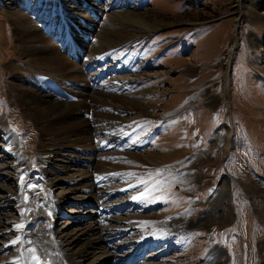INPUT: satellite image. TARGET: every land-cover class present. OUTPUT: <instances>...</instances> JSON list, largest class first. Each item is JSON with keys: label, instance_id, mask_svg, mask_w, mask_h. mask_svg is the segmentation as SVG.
Here are the masks:
<instances>
[{"label": "rangeland", "instance_id": "1", "mask_svg": "<svg viewBox=\"0 0 264 264\" xmlns=\"http://www.w3.org/2000/svg\"><path fill=\"white\" fill-rule=\"evenodd\" d=\"M71 1L0 0V121L30 162L16 165L18 172L0 169V187L23 190L19 212L27 205L33 221L38 212L46 215L44 193L62 192L42 178L33 181L40 175L39 149L51 136L29 114L26 104L32 101L25 103L21 92L56 99L57 89L46 91L31 71L46 65L41 59L47 58L33 36L58 50L57 42L64 41L72 52L70 63L84 54L88 59L76 64H90L81 73L86 85L68 86L62 102L79 103L75 94L89 98L77 116L91 132L83 143L86 153L101 154L92 190L114 194L99 227L118 255L150 243L134 264H264V194L257 186L264 183V0H84L92 2L94 13L80 9L82 0ZM139 16L155 30L134 24L131 18ZM37 45L39 59H34ZM15 63L23 69L13 70ZM100 75L95 90L107 100L98 97L94 103ZM137 94L143 109L125 103ZM78 112L73 109L71 119ZM1 131L0 146L5 145ZM140 155L138 162L134 157ZM165 178L173 182L164 183ZM112 182L115 191L107 187ZM32 189L36 193L30 197ZM141 193L142 199H133ZM0 200L5 201L2 195ZM60 210L70 223L69 237L82 224L91 225L92 217L79 216L73 205ZM55 223L59 227L63 220Z\"/></svg>", "mask_w": 264, "mask_h": 264}, {"label": "bare ground", "instance_id": "2", "mask_svg": "<svg viewBox=\"0 0 264 264\" xmlns=\"http://www.w3.org/2000/svg\"><path fill=\"white\" fill-rule=\"evenodd\" d=\"M131 19L134 24L139 25L144 29L155 30L153 27L155 25L147 21L145 18H141V16ZM24 20L25 18L21 16V19L19 21L22 22ZM127 20L130 21V18H127ZM29 25L30 23L26 24L25 27L30 28L31 25ZM123 28L124 27H122V29ZM33 37L35 39V42L36 40L38 42H42V46H44V48L40 50L41 52L44 50L43 52L46 53L47 57L44 58L41 53V62H45L46 65L43 64L44 66L37 67H34V65L33 68H31V71L34 72L33 76L38 80V82H40V84H42L46 91H50L52 94V92L57 89V91L59 92H55L54 94L56 96V101L47 100L46 98L33 94L29 91L21 92L22 99L25 103L27 102L25 100L32 101L31 103L28 101L26 104V108L29 114L39 122H41L47 136H51L50 139H46V141L41 144L38 158V173L40 175L34 177L33 181H38V178H42L43 183L45 180V184H47L49 188L54 185L61 186L62 192H59L57 195L52 193H44L47 197V200L44 202V208H46L47 210L43 209L45 210L46 215L43 214L42 211L38 212L37 219L33 221L30 211L26 209L27 205H25V210L23 212H19L21 211V207L24 206H21V204H23L22 201L24 198L23 190L20 187L17 189L9 187L7 188L3 186L0 187V189L2 190L0 191V194L2 195V198L5 199V201L0 200V252L3 253L6 251L7 254L0 256V264H13L14 261H16L17 264H36V262L31 259L33 254L26 251V249H30L33 247L37 249L36 255L40 256L41 260L45 261L46 264H81L82 261H88L86 264H107L112 260H114L115 263L118 264L117 259L123 260L124 264H134L137 259L141 258V256L149 246H141L138 247L137 250H133V248L128 247V252H126L125 250L122 255H118L119 251L118 249L114 250L115 244L113 245L112 238L108 236L103 237L104 235H102V230L99 227L102 226L99 224V221H103L105 218L104 212L112 205H107L108 202H110L108 201V199H111L114 194L111 192L109 194L101 195L102 193L97 194L98 192L94 193L92 190L93 186L91 183V176H93L94 171L99 170V167L102 166V161H100L101 154L99 150H95L93 154L88 155V153H86L87 150L83 148V143L89 141V139L91 138V132L89 131V129H83L84 127H86V125L82 126L85 121L80 116L84 113V109L86 110V103L88 102L89 98H86L81 94H75V96L78 98L79 103L70 104L62 102L64 101V94L69 90L68 86H73L72 88L75 87L79 88L80 90L83 88V86L86 85V82H84L81 78V73L84 70V67H90V64L78 66L76 62L79 64L82 63L84 59L88 58H86L84 54H81L80 56L74 58L75 64H73L72 62L70 63L69 56H72V52L65 48L66 44L64 43V41H62L61 43H57L58 45H60V47L62 46V49L65 48L64 50L66 54H64L65 52L63 53V50L61 48L59 49V51L55 44L51 42L48 43L49 40L47 41L45 40V38H41L38 35H35ZM111 41H113V39ZM55 47L56 50H53ZM34 49V54L30 56L34 59H39L36 58V54L40 53L38 45ZM52 51L54 53H51ZM35 64L40 65L41 63ZM22 66L23 64L21 63L11 64V68L17 71L23 69ZM42 73L46 75H41ZM106 73L107 72H101V75H106ZM51 75L57 77L56 79H58L59 81L56 80L57 82L55 83L49 81ZM101 75V79L99 78L100 80L94 84L95 88L93 90L97 89L96 84L102 80ZM94 77H98V74H94L93 79ZM89 79H92V77L89 76ZM44 82H48V84H44ZM103 84H105V81L103 82ZM52 88H54L55 90L53 91ZM96 91L97 90L94 91V94L91 97L92 102L98 103V97H100L103 101L107 100L105 98V95H103L102 93H98L99 91ZM73 92L75 93L76 91ZM139 101H141V99L139 97V94H137L132 99H126L125 103L126 105H129L131 107L135 106L136 108L143 109L144 106ZM68 105L73 106L69 108L63 107ZM73 109L75 112L83 110L82 112L74 113L76 115L75 119L77 120L71 119L70 117ZM79 114L80 116H77ZM103 119L105 120V122L113 121V117H103ZM122 120L123 118H121V121ZM0 129L5 132L4 133L1 131L3 134H5V145L0 146V169L9 168L14 172H18L19 169L14 167L21 163L23 164L26 158L22 156L18 149L17 138L14 136V134L7 130V127L4 126L1 121ZM74 141H78L80 146L77 145V143H75ZM80 141L82 142L80 143ZM134 159L138 162L143 161L142 155L136 156L134 157ZM27 164L30 166L29 161H27L24 166H27ZM188 164L189 162L187 163V165ZM189 165H192V163H190ZM111 184H113V182L110 183L107 187L112 188V191H115L116 188L113 189V187H115L116 184ZM257 186L260 187V192L264 194V183L259 180L257 182ZM64 187H67L68 189L66 190V192H64ZM35 193L36 189H32V191L29 192L30 197L34 196ZM63 204L65 205V207H67V205H73L75 206V208H79L78 211H81L79 213V216L84 217L85 215H87L85 219L92 217L91 225L87 224L83 226L84 224H82V227L80 225H75V227L80 226L78 228L79 233L69 237L68 233L70 232H68V230L71 226L70 223L64 222V216H62L63 212H61L60 210V207ZM124 205H120V207L122 208L124 207ZM84 208L90 209L84 211ZM121 208L119 210H121ZM107 210L109 211L111 209L109 208ZM138 210L141 211L140 209ZM91 213L95 215L91 216ZM262 213H264V209ZM50 217L51 220H49ZM56 219L63 220V223L60 224L59 227L58 224L55 223ZM75 220L78 221L80 219L76 218ZM17 224H26L23 228L24 230L17 229L15 227V225ZM93 224L97 225L98 227L93 226ZM71 233L73 234L74 232H72L71 230ZM16 237H20L23 243L11 245L10 242ZM29 240L33 241L34 243H27V241ZM122 245L126 247L128 244L126 245L123 243ZM262 248L264 249V241L262 242ZM97 250H100V253H97Z\"/></svg>", "mask_w": 264, "mask_h": 264}, {"label": "snow or ice", "instance_id": "3", "mask_svg": "<svg viewBox=\"0 0 264 264\" xmlns=\"http://www.w3.org/2000/svg\"><path fill=\"white\" fill-rule=\"evenodd\" d=\"M21 180H23V177H21ZM142 183H143V181H142ZM28 187H29V188H32V187H35V186L32 185V184H29ZM144 195H145V193H141L140 196H134L133 199H134V200L142 199V198L144 197ZM25 199H27V197H25ZM15 227H16L17 229H23V228H24V225H23V224H17V225H15ZM18 243H23V241H21V238H20V237H16L14 240H12V241L10 242L11 245H16V244H18ZM27 243H29V244H33L34 242L31 241V240H29V241H27ZM26 251H28V252H30V253L33 254L32 257H31V259H32L33 261H35L36 264H46L45 261L41 260L40 256L36 255V253H37V249H36L35 247L30 248V249H26ZM13 264H17V262L14 261Z\"/></svg>", "mask_w": 264, "mask_h": 264}, {"label": "crops", "instance_id": "4", "mask_svg": "<svg viewBox=\"0 0 264 264\" xmlns=\"http://www.w3.org/2000/svg\"><path fill=\"white\" fill-rule=\"evenodd\" d=\"M164 131H167V129H165L164 128ZM177 174H178V172H177ZM177 177L179 178L180 176L179 175H177ZM169 178H165L164 179V183H171V182H173V181H170V180H168ZM168 181V182H167Z\"/></svg>", "mask_w": 264, "mask_h": 264}]
</instances>
